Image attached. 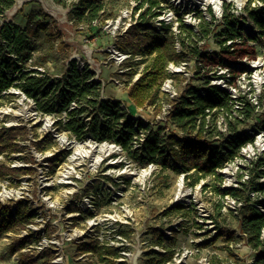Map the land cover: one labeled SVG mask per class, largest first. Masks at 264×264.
<instances>
[{
	"label": "rangeland",
	"instance_id": "1",
	"mask_svg": "<svg viewBox=\"0 0 264 264\" xmlns=\"http://www.w3.org/2000/svg\"><path fill=\"white\" fill-rule=\"evenodd\" d=\"M141 1L144 0H104V9L96 19V25L70 17L74 5L79 4L78 0H16L15 6L0 17V23L7 21L22 29L30 27L32 35L28 44L32 56L20 62L29 70L42 69L40 73H46L53 80H62L69 69V62L75 61L79 71L86 69L92 73V80L101 84L100 99L120 104L117 129L122 130L127 122L134 127L135 135L128 143L132 150L141 146L146 133L151 130H162L160 135L164 136V144H170L169 135L173 133L174 126L168 123L166 126L169 130L166 129L162 122L156 121L157 111L135 108L129 100V85L133 78L129 79L124 73L134 70L135 78L151 62V58L129 61L124 65L114 60L113 50L121 48L128 41L126 27L139 12L132 11L131 6ZM154 1L157 4L152 8V13L163 12V6L169 5L170 1L180 2ZM232 1H223L224 19L214 25V29L204 18L208 13L206 8L211 5L196 3L199 5L197 15L203 21L200 33L192 32L195 36H189L180 29L181 25L187 27L186 24L194 23V20H188L186 13L177 12L178 24L166 25L168 31L178 27L180 41L185 39L188 44L197 43L202 53L216 58L208 65L213 66V71L205 67L202 60V67H189L193 75L190 81L184 76H175L174 90L185 96L192 88L196 94L231 89L234 94H230L231 97L236 98V109H241L239 100L245 99L255 107L250 120L245 121L238 112H234L230 118L232 122L238 119L244 121L238 126V134L248 136L250 141L240 148L237 156L204 178H200L202 174L195 169L185 173L179 165V170H176L149 163L145 154L135 153L132 156L114 141H107L113 150L97 162L98 152L77 151L75 144L89 141L91 145H100L105 142L96 140L93 133L79 140L71 131L55 124L59 119L65 121L67 112L79 108L78 103L73 102L61 112V105L57 104L59 106L55 113H44L36 107L33 99L22 93L10 92L13 87L19 89L16 84L8 90V95L2 97L0 111L8 109L9 112L0 113V130L23 125L30 130V136L28 140L18 137L17 143L25 148L16 154H2L3 158L0 155V163L13 168L32 166L37 169V174L18 173L0 178V202L11 204L15 211V203L30 200L34 223L26 230L13 232L33 234L34 237L38 234L46 238L43 240L47 247L40 255L37 253L40 238L26 246L29 250L12 253V244L22 238L16 236L19 234L11 238L3 234L0 238V264H105L98 256L79 255V243L87 239H98L101 244L118 250L117 258H112L115 262L121 253L127 252V264H168L176 260L180 261L179 264H251L256 261L257 251L242 236L240 220L241 207L251 205L264 212V82L260 93L254 86L257 74L264 81V2L244 0L245 7L237 12ZM148 6L147 3L140 13ZM226 8H229L228 11ZM251 12L257 20L251 17ZM43 13L49 18H45ZM227 15L229 25L225 18ZM53 21L56 22L54 29L58 38L47 42L46 33L40 27L46 23L51 25ZM257 21L263 25H258ZM230 26L235 28V37H230V32L225 33L230 31ZM252 27L263 31L259 37H255L254 43L246 34ZM205 32L208 34L203 37ZM205 38L208 39L206 43ZM233 38L248 41L244 48L248 54L230 61L224 56L221 44H228ZM61 42L67 44V48H60ZM39 59H46L47 62L41 65ZM256 63L261 65L260 68L254 67ZM39 76L43 77L41 74ZM243 112L246 111L241 110ZM227 116L223 109L218 110L216 116L208 115L205 128L209 135H216L210 142L226 150L227 142L235 135L229 132ZM92 118L93 115L84 116V121H88L87 129ZM102 122L104 125L106 119L102 118ZM125 133L128 131L125 130ZM48 134H52L55 145L38 152L31 143ZM253 147L255 150L249 151ZM167 150L170 151V148ZM219 153L224 155L221 150ZM72 157L76 160L71 162ZM227 167L233 170L225 174L223 172ZM147 169L154 170L149 177H145ZM187 174L189 177L186 178ZM179 180L184 187L182 195L178 194ZM234 189L242 190L244 198L229 193ZM5 190L13 193L9 201L1 199ZM90 194L95 196V200L88 202L86 198ZM174 205L182 208L168 212ZM74 206L80 210H73ZM219 231L224 236L218 238ZM233 233L235 238L228 240V234ZM24 239H31V236ZM30 250L31 254L22 253ZM171 253L173 255L169 261Z\"/></svg>",
	"mask_w": 264,
	"mask_h": 264
},
{
	"label": "trees",
	"instance_id": "2",
	"mask_svg": "<svg viewBox=\"0 0 264 264\" xmlns=\"http://www.w3.org/2000/svg\"><path fill=\"white\" fill-rule=\"evenodd\" d=\"M63 1V0H56ZM252 2L253 0H249ZM104 0H80L78 5H74V9L70 13L71 18L82 19L89 22H94L99 17L100 12L104 9ZM264 2V0H263ZM16 0H0V17L4 13L15 6ZM149 4L141 13L142 21L151 18L152 8L156 6L154 0H144L137 5L136 9L140 10ZM228 9V8H227ZM264 13V10H263ZM262 13V14H263ZM251 17L255 15L251 12ZM45 18L49 15L43 13ZM87 16V17H86ZM229 25V16H225ZM257 20V19H256ZM54 23H46L41 25V29L46 33L45 40L53 42L58 38L57 31L54 29ZM258 25H263L257 21ZM259 28V27H258ZM182 32H187L189 36H195L191 30L182 25ZM260 35L262 29H258ZM230 37H235V28L230 26ZM128 41L122 44L120 49L130 52L133 55L143 54L151 58V62L145 66L139 80L129 87V100L135 108H143L146 105H156L159 99V90L162 82L165 79V69L170 61L180 63L185 58H200L205 62V66L211 64L216 58L210 57L209 54L202 53L200 48L195 44H188L185 39L181 40L182 52H178L175 48L176 38L172 35L164 36L154 30H148L141 23L132 25L128 30ZM208 33H204L205 37ZM30 27L22 29L20 26L4 21L0 23V105L3 92L12 88L15 84L21 92L36 103V107L44 113H55L57 104H60L59 112L67 109L73 102L78 103L79 108L67 112L65 121L59 119L55 124L64 127L71 131L79 140H84L89 133H93L96 140L100 142H110L121 145L129 154L134 156L135 153L145 154V159L149 163H156L162 166H168L179 170L183 168L185 173L195 169L200 178L206 177L222 164L229 162L239 154L240 148L246 145L250 139L248 136L238 134V126L244 122L238 119L236 122L230 121L234 112L240 113L244 120H250L253 116L255 108L246 101H243V109L246 112L241 113V110L235 108V103L230 99V95L225 90H214L206 93V95H197L195 89L187 91L189 97L183 96L178 102H173L174 111L171 113V121L185 135L184 140L178 147V141L173 136L169 137L170 144H164V136H161V130L157 132L146 133L144 141L136 150H132V146L128 147L129 141L133 140L135 135L134 127L130 122H127L122 130H118L119 125V102L111 103L100 99V83H95L92 78V73L87 71H79L75 61L69 62V69L66 71L62 80H53L46 73L40 71L29 70L28 67L20 64L21 61L30 59L32 50L28 42L31 38ZM255 39L256 38H250ZM247 40L240 44L228 46L224 42L221 44V50L228 60H234L248 54L245 51ZM67 44L61 42L60 48H67ZM68 59V55L66 56ZM41 60V59H39ZM45 60H41V65H45ZM127 67L128 64H127ZM135 71L130 70L125 75L129 79L133 78ZM39 74L43 75L40 77ZM161 79V80H160ZM160 81V82H159ZM193 100L194 102H192ZM162 105H156L157 113L161 111ZM223 109L228 113V129L229 132L235 134L230 137L227 142L228 149L218 147L210 142V139L216 135H209L206 128V118L208 115H217L218 110ZM93 115L90 127L87 129L88 121H84V116ZM102 118L106 119L103 124ZM103 126V127H102ZM140 125H138L139 127ZM141 127V126H140ZM142 129V128H141ZM125 130L128 133H125ZM147 130V129H146ZM218 135V134H217ZM30 130L26 126H16L9 129L0 130V155H7L21 152L25 147H21L17 143V138L28 140ZM38 152H44L55 145L52 134H48L40 140L31 143ZM170 148V151L167 149ZM224 155H221L219 151ZM52 165L55 166L54 162ZM34 175L37 174V169L32 166L13 168L8 164L0 163V178H6L11 174ZM189 174L186 175V178ZM199 180V179H198ZM219 191V190H216ZM225 194V192H220ZM237 198H244V193L240 189L229 191ZM31 202L24 199L15 203V212L11 204H2L0 202V238L3 234L9 231H20L26 229L28 225L34 222V214H32ZM182 207L174 205L167 211L174 212ZM73 210H80L74 206ZM264 229V212L254 209L251 205L241 207L240 230L248 240L249 245L257 251L255 264H264V240L262 239V230ZM53 230V229H51ZM224 232V231H223ZM224 236V233L219 231L217 237ZM228 240L235 238V234H228ZM31 239H19L11 246V252L16 253L23 249L27 242ZM79 255L91 254L102 258L105 264H116L113 260L118 256V250L111 246L101 244L98 239H87L79 243ZM172 259V253L170 254ZM113 258V259H112Z\"/></svg>",
	"mask_w": 264,
	"mask_h": 264
},
{
	"label": "built area",
	"instance_id": "3",
	"mask_svg": "<svg viewBox=\"0 0 264 264\" xmlns=\"http://www.w3.org/2000/svg\"><path fill=\"white\" fill-rule=\"evenodd\" d=\"M80 1V0H78ZM203 0H180L179 3H172V1H170L169 5L167 6H163L164 7V10L163 12H155V16L153 15L151 18L147 19V20H144L142 21V19H140V16H141V11L142 9L140 10H137L136 7L137 5L136 4H132L131 6V10H137L139 11L134 20L133 18H131V23L126 27V30H125V33H128V30L129 28L134 25V24H137V23H141L145 26L146 29L148 30H154L156 32H159L161 33L162 35L164 36H167V35H174L175 38H176V42H175V48L177 49L178 52H182V45H181V41L179 39V34H180V31L178 30V27L176 28H171L170 31L167 30L168 26L166 25H172L174 22H176V24H178V18H177V12H179L180 14L182 13H186L188 14V20H194V23L192 24H186V28L191 30L194 34H199L200 33V28L202 27L201 23L203 21V18H201L200 16L197 15V12L199 10V5L196 4V3H199V4H205V3H202ZM181 2H183L181 4ZM190 2L189 6L187 5V3ZM233 8L236 9V11H240L242 10L244 7H245V1L243 0H233ZM223 3V2H222ZM222 3L219 2V0H213L212 1V4H208V5H211V6H208L206 8V10H208V13H206L204 15V18L208 21V23H210L209 27L211 29H214L215 26L214 25H217L221 22H223V19H224V9L222 7ZM181 8V10H179ZM229 9V8H228ZM228 9L226 8V10L228 11ZM170 11H173V13H170ZM179 10V11H178ZM160 11V9L158 10ZM130 11H127V13H129ZM169 12V13H168ZM131 14V12H130ZM182 23V21H181ZM93 24H97L96 21L93 22ZM147 25V26H146ZM201 25V27H200ZM182 25L180 26V29H181ZM185 27V25H184ZM182 30V29H181ZM246 34L250 36V38H254V37H259L260 35V32L258 29H253V27L249 30L246 31ZM208 39H204V42L206 43ZM242 39L240 38L239 40L238 39H230L228 41V44H226V42H224L226 45L228 46H233L234 44H240L242 43L241 42ZM251 42H255L256 40L255 39H251L250 40ZM240 42V43H239ZM200 48V47H199ZM118 49V50H117ZM114 51V60L119 63V64H126L127 62L129 61H133V60H136V61H140V60H143L145 57L146 58H149L148 56H145L143 54H141L140 57H138L136 55H133L131 53H124L125 51L120 49V48H117ZM121 51H124V52H120ZM200 51L202 52V50L200 49ZM208 54V53H206ZM210 55V54H209ZM210 57H213L215 58L213 55H211ZM189 58H185L182 62L180 63H176V62H173V61H170L167 63V66H166V69H165V79L164 81L162 82L161 84V87H160V90H159V99L157 101V104H160L162 105V109L160 112H158V115L156 117V121L157 122H162V124L164 125V127L166 129L169 130V128L166 126V124L168 123H171L173 124V133L169 135L170 136H173L175 138L176 141H178V144L177 146L175 147H178L180 145V143L184 140L185 138V135L182 131H180L177 126L171 121V113L174 111V108H173V102H178L179 100H181L183 98V95L174 90V84H175V76H184L188 81H190L191 79H193V75L189 72V67H193L196 66L197 69L198 67H202V60L200 58H191V59H194V60H188ZM123 64V65H124ZM207 67L208 69H210V71H213L211 70V68H213V66H205ZM129 68V67H127ZM145 68V67H144ZM143 68V70H144ZM42 69H38V71H41ZM143 70H141L136 76L135 78L133 77L129 87L135 83L136 81L139 80L140 76L142 75V72ZM208 71V72H210ZM207 72V71H206ZM126 73V72H125ZM124 73V74H125ZM257 76V75H256ZM254 86L256 87L257 83H256V77H255V80H254ZM262 85V84H261ZM213 86V85H211ZM262 87V86H261ZM12 89V88H11ZM194 89V88H192ZM191 89V90H192ZM10 90V89H9ZM17 92V93H22L20 89L16 90L13 89L10 90V92ZM256 91L258 93H260V91H258L256 89ZM210 91H207L205 93H202L201 92H198L197 95H206V93H208ZM229 95L231 94L232 96H234V94L232 93V90L231 89H228L226 91ZM8 90L7 91H4L3 92V96L5 95H8ZM188 93V92H186ZM23 94V93H22ZM24 95V94H23ZM230 95V97H231ZM186 97H189L187 94L185 95ZM166 98V100H164V98ZM231 99L234 101L235 103V99L236 98H232ZM192 102H194L193 100H191ZM243 101H246L248 102L249 104H251L253 106V103L252 102H249L248 100H243ZM243 101L242 100H239V102L241 103L240 104V108L241 109H238V110H242L243 109ZM156 104V105H157ZM156 105H146L145 107L143 108H146V109H152L153 111H156ZM254 107V106H253ZM143 108H138V109H143ZM236 108V106H235ZM255 108V107H254ZM162 128V127H161ZM174 130H178L177 133L174 132ZM162 132V130H161ZM1 158H3V155L1 156ZM28 167V166H27ZM184 176V175H183ZM4 198H1L3 201H7L8 199H10L9 197H6V196H3ZM87 201L88 202H91L92 200H95V196L90 194L87 196ZM9 201V200H8ZM15 212V211H13ZM34 223V222H33ZM29 226H32V224L28 225L27 228ZM26 228V229H27ZM25 229V230H26ZM21 233V232H20ZM7 238H11V236L13 235H16V234H19V233H14L13 231H9L7 233ZM37 234V233H36ZM18 236V238H27L29 236H31V240L25 245V247L23 249H21L20 251H26V250H29V249H26V246L30 243H33L34 241H38L41 237H39V235L37 234L36 237L33 236V234H19V235H16ZM15 236V238H16ZM26 236V237H25ZM242 236L245 237V235L242 234ZM262 238H264V233L262 235ZM41 242H39V247H38V251L37 253L40 255L41 253H43V250L47 247V245H45V240L43 239H46V238H41ZM10 240V239H9ZM11 243H12V239H11ZM10 243V244H11ZM32 250L28 251V252H22V253H27V254H31ZM16 258V255L14 256ZM127 257H128V254L127 252H123L121 253V257L118 259V261L116 260V264H127ZM178 260H176L177 262ZM126 262V263H124ZM178 264V262L176 263ZM206 264H209V263H206ZM251 264H255V262H251Z\"/></svg>",
	"mask_w": 264,
	"mask_h": 264
},
{
	"label": "bare ground",
	"instance_id": "4",
	"mask_svg": "<svg viewBox=\"0 0 264 264\" xmlns=\"http://www.w3.org/2000/svg\"><path fill=\"white\" fill-rule=\"evenodd\" d=\"M212 1L213 0H203L202 1V3H205V4H212ZM224 0H219V2L220 3H222ZM260 64L259 63H256L255 65H254V67L255 68H260ZM263 79H262V77H260V75H258L257 74V76H256V83H257V85H256V89L258 90V91H260L261 90V84H263ZM7 112H9V110L8 109H5V110H1L0 111V113L1 114H6ZM63 139H66V138H63ZM65 144H67V141L66 140H64L63 141ZM75 148H76V150L77 151H86V150H89L91 153H94V152H98L100 155L98 156V157H96V160H97V162H100L101 161V159L104 157V156H106L109 152H111L113 149H112V146H111V144H109L108 142H105V143H103V144H98V145H91L90 144V142L89 141H83V142H76V144H75ZM255 150V147H253V148H251L249 151H254ZM74 160H76V158H70V161L72 162V161H74ZM233 169L231 168V167H227L225 170H224V172L223 173H225V174H228L229 172H231ZM65 171V170H64ZM154 170L153 169H147V173H145V177H149L151 174H152V172H153ZM66 172V171H65ZM178 194L179 195H182V193L184 192V187H183V185H182V182H181V180H179L178 181ZM2 195L3 196H6V197H9V198H11V197H13V193L12 192H8V191H4L3 193H2ZM178 262V264L180 263V261L178 260L177 261ZM176 261L174 262V263H168V264H176L177 263Z\"/></svg>",
	"mask_w": 264,
	"mask_h": 264
},
{
	"label": "water",
	"instance_id": "5",
	"mask_svg": "<svg viewBox=\"0 0 264 264\" xmlns=\"http://www.w3.org/2000/svg\"><path fill=\"white\" fill-rule=\"evenodd\" d=\"M25 96V95H24ZM26 97V96H25Z\"/></svg>",
	"mask_w": 264,
	"mask_h": 264
}]
</instances>
